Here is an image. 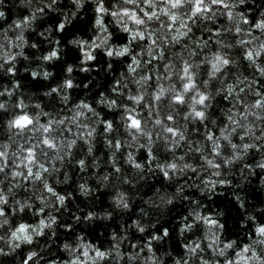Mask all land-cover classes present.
I'll return each mask as SVG.
<instances>
[{
	"label": "clouds",
	"instance_id": "obj_1",
	"mask_svg": "<svg viewBox=\"0 0 264 264\" xmlns=\"http://www.w3.org/2000/svg\"><path fill=\"white\" fill-rule=\"evenodd\" d=\"M18 2L21 10L26 8L30 22L19 31L13 27L15 22L0 30V72L10 73L5 66L7 56L23 57L25 66L18 71L50 81L51 86L43 93L26 94L13 79L11 87L0 91V97H6L0 98V133L7 136L2 147L13 164L22 161L21 142L28 144L31 138L32 143H38L40 132L34 131L38 123L17 131L9 121L21 114L31 116L34 122L41 121L45 113L56 119L59 113L46 112L45 108L68 105L71 90L81 87L73 73L75 68L91 71L82 67L89 61L85 50L92 55L91 61L103 67V57H97L111 49L112 55H106L122 71L114 77L120 81L118 93L113 92L114 84L96 96L86 92L67 111L73 115L82 101L91 102L93 110L80 109L85 115L78 120L65 117L63 127L53 126L49 136L59 151L48 150L47 157H40L41 162L47 161L49 171L39 185L35 180L30 183L26 197L17 196L21 180L5 184L9 176L0 175V192L8 198L7 214L0 216V264H24L30 254L32 264H264V232L258 231L264 227V167L260 166L264 164V122L253 115L258 112L264 116V102L259 109L254 107L258 81L264 89V0H223L224 6L214 5L213 0ZM3 4L0 0V7ZM124 8L129 9L127 15L121 12ZM144 10L155 13L151 22L143 17ZM113 11L116 17L111 15ZM132 11L145 20L143 26L133 22ZM172 16L175 20L169 19ZM4 18L5 12L0 20ZM60 24L63 30L58 28ZM167 24L173 25V32L164 27ZM182 24L188 27L181 28ZM150 26L158 37L177 34L176 29L190 33L186 42L160 41L168 54L160 65L182 60L199 65L190 89L184 90V81L175 77L155 78L151 84L141 79L150 71L155 76L157 64L149 65L141 55L147 46L140 44L138 37L122 43L124 36L119 33L140 28L147 35ZM26 30L30 36L35 32L31 37L35 42L25 38ZM18 34L22 39L17 40ZM81 41L83 47L79 46ZM26 45L31 55L24 54ZM125 47L128 56L135 55L141 61L134 75L127 73L123 56L116 54ZM52 50L56 56H51ZM217 55L220 60L213 67L211 61ZM16 64L15 59L11 67ZM110 69L111 63L104 71ZM179 70L169 71L178 76ZM164 72L160 67V73ZM69 80L70 87L66 84ZM93 80L83 84L88 92L100 86L89 89ZM161 83L168 93L179 91L184 97L179 107L166 93L167 103L157 111L156 102L151 100L152 85ZM227 93L232 95L225 104ZM131 95H142L141 104H129ZM200 95L205 96L204 103L199 102ZM112 99L115 104L109 103ZM126 108L141 121L138 128L127 126ZM169 108L179 113L172 122L166 119ZM196 111H202L204 117H197ZM227 115L239 123L229 124ZM154 119L161 123H154ZM105 120L112 122L110 130L104 127ZM166 126L178 129L174 139L165 132ZM69 128L70 137L79 139V131L93 135L85 137L86 144L65 149L61 141L67 142L64 132ZM209 132L215 133L211 139ZM245 143L251 147L243 148ZM146 150H151V156L144 158L141 153ZM81 160L82 165L78 163ZM209 160L220 166L211 167ZM44 183L54 192L45 191ZM218 188L223 191L218 193ZM57 194L66 199L58 200ZM217 200L226 201L227 206ZM2 207L5 205L0 203ZM205 217L215 223H206ZM20 225H24L22 230H18Z\"/></svg>",
	"mask_w": 264,
	"mask_h": 264
},
{
	"label": "snow or ice",
	"instance_id": "obj_2",
	"mask_svg": "<svg viewBox=\"0 0 264 264\" xmlns=\"http://www.w3.org/2000/svg\"><path fill=\"white\" fill-rule=\"evenodd\" d=\"M129 3L132 2V0H128ZM200 0H197V3H199ZM145 4L149 3V0H144ZM213 4L217 5V6H224L223 5V0H213ZM173 6L175 7V3H173ZM201 9L197 8L196 11H200ZM97 11L102 12L103 9L102 8H98ZM121 12L124 13L125 15H127L129 13V9L128 8H124L121 9ZM4 12H0V16H3ZM111 15L113 17L117 16V13L115 11H113L111 13ZM230 15V13H229ZM155 16V13L149 10H144L143 11V17L147 18V20L149 22H151L153 20V17ZM131 19L133 20L134 23L143 26L145 23L144 19L138 18L137 13L135 11H132L131 14ZM169 19L171 20H175V17H169ZM30 22L29 17L25 16L22 17L21 19H19L17 22L14 23L13 27L19 31V29H21L24 25H27ZM191 23V21H189V24ZM164 27H166L168 29V31L171 33L173 32V25L172 24H167L164 25ZM181 28H187L188 25H184L182 24L180 26ZM58 28L60 30H63L64 25L60 24L58 25ZM106 31V29H105ZM125 31L128 34L129 37V42H133L137 40V37L139 38L140 44L142 45H146L147 47L142 48L141 50V55L145 56L147 62L149 63V65L151 64H157L159 65V67H157L156 69V74H155V78L156 79H162L163 76H167L169 79H173L178 78L181 81H184L183 83V88L184 90H188L190 89L193 84H194V80H193V75L194 73L197 72V69L199 67V65H195L191 62H188L186 60H182V67H181V63H177V64H173L171 62L160 65V61H163L165 59H167V52L165 51L164 45L160 42V41H167L169 43H179L181 41L186 42L188 36L190 35V33L188 32H181L179 31V29H176V33L174 35L171 36H163V37H158L156 35L155 32H153L151 30V26L149 28V31L147 33V35L145 34L144 31H142L140 28H137L135 30V32H129L127 29H125ZM17 40L22 39V37L18 34L17 35ZM83 41L80 42L79 46L83 47ZM244 43H248V41H244ZM140 44H138L137 46L140 47ZM96 47V44H93V48ZM86 51L87 54V59L89 61H91L93 59L92 55L90 53ZM128 52V48L125 47L123 49V51L121 52H117L116 54L119 56H123L125 59H129L130 58V63H126L125 67L127 69V73L129 74H135L137 72V66L139 65V63L141 62L135 55L132 56H128L127 55ZM106 54L111 56L112 55V50L108 49L106 50ZM57 53L55 50H52L51 52V56H56ZM248 57L252 58L251 56V52H248ZM17 57L14 55H9L6 58V62H9L8 65L6 66V71L7 72H13L14 68L11 67L12 63L15 61ZM45 59H48V57H45ZM197 60H199V57H196ZM220 60V57L217 55L216 59L211 61L212 66L215 67L216 63ZM224 63L226 64L227 61L225 60ZM160 67H163L165 69V72L163 74L160 73ZM174 68H179V74L178 76L175 75V73L173 71H169L170 69H174ZM87 70V69H85ZM258 70H260L258 68ZM33 76H36V73H32ZM45 75H47V73H45ZM153 78V73L147 72L142 74L141 79L142 80H146L151 84ZM137 86H140V81H136L135 82ZM66 84L70 87L71 86V81H66ZM258 84V82H257ZM173 87H178L177 85H173ZM120 88V81L116 80L114 82V88H113V92H117ZM153 91L151 93V100L153 102H156V108L157 111H159L160 109V105L167 103V96H165V94L167 93L168 96H171V100L174 102V105L176 107H179L184 100V97L182 95H180L179 91H177L176 93L172 94V93H168V90L164 87L163 83L161 84H157V85H152ZM53 93H55L57 90L56 89H52L51 90ZM239 92H244V89H239ZM232 93H227L225 95V101L227 102V99L229 96H231ZM256 96L258 98L255 99V105L254 107L259 109L262 105V102H264V89L257 87L256 89ZM66 99V98H65ZM237 99H240L239 96H237ZM143 100V96L142 95H131L128 98V102L129 104H141ZM200 103H204L205 102V96L204 95H200ZM109 103L111 104H115L116 101L114 99L109 100ZM0 107H3L2 105H0ZM18 107L22 108V105H18ZM78 110L76 112L73 113V115L71 117H68L67 119H72V120H78L81 116L85 115L84 112L80 111V109H84L87 111H92V106L84 103L83 101L79 104L75 106ZM149 107H151V105H149ZM243 107H247V105H243ZM125 111L127 112L126 115V120H127V126L129 128H133L136 127L138 128L140 126L141 121L134 115H132V110L129 109H125ZM168 112L170 114L166 115V119L169 122H172L175 120V116L178 115L179 113H173L172 109L169 108ZM195 115L197 117L203 118L204 117V113L202 111H196ZM241 118L244 117V114L241 113ZM254 116L260 118L262 120V122H264V116H260V114L258 112H254L253 113ZM49 114L45 113V117H48ZM153 116H155V113L153 114ZM225 119L228 121L229 124L235 125L238 124L239 121L234 120L232 115H227L225 117ZM154 123H161L160 120H155L153 121ZM34 123H38V128L34 129V131H39L40 132V138H39V142L38 143H32L31 142V138L29 139V143L28 144H23L20 146V151L23 154L22 156V161L19 164H13L12 160L8 159V155L7 152L5 151L4 147H0V175H7L13 179H9V180H5L6 183H11L13 180H23V181H29L32 182L33 180H35V182L39 185L43 179L45 174L48 173L49 169L48 167H46V160L44 162H41L40 157H47L49 155V151L48 150H52L53 152H57L59 151L58 145L55 141V139L50 138L49 133L53 130V126L55 124H60V125H64L65 120L63 119H55V118H49L47 120H45L44 122H34L32 117L27 115V114H21V115H17L13 120L9 121V125L10 127H12L13 129H16L17 131H23L28 127H31ZM104 127L108 130H110L112 128V122L105 120L104 122ZM83 128H88V125L85 124L83 125ZM165 132L168 133L170 135V137H172L173 139L177 136L178 134V129L175 126H166L165 127ZM68 132H71V128L68 129ZM93 135V132L89 131L87 133H85L84 131H79L77 133V137H79V139H77L76 137H70V136H65V140L67 141L66 143L64 141H61V146L65 149H71L74 145L76 144H86L87 140L85 139L86 136H91ZM215 135L214 132H209L208 138L211 139L213 136ZM242 139H244V137H242ZM108 143H111V141H108ZM117 147L119 148V141L116 142ZM7 147V146H5ZM233 147H235V145H233ZM251 146L247 143H245L243 145V148L248 149ZM215 152V150H213ZM146 154L147 157L151 156V150H146ZM79 164H83V161H78ZM209 165L213 168H217L220 165L219 164H213V162L211 160L208 161ZM12 166V170L9 171V166ZM262 167H264V164L260 165ZM170 167H174L173 165H170ZM162 174L164 176H167L168 173L167 172H162ZM194 174V173H193ZM83 187V186H81ZM43 188L45 191L47 192H54V189L52 186H50L48 183H44L43 184ZM57 198L58 200H65L66 197L62 194H57ZM7 196L3 193L0 192V203L4 204L5 207L0 208V216H4L7 214ZM20 209L23 210V204L18 202ZM206 223H211L214 224L215 221H211L208 218H204ZM188 227H191V224L188 225ZM24 228V225H20L18 230H22ZM258 231L264 232V227H261L260 229H258ZM16 233L13 232V236H15ZM197 247H199V245H197ZM248 249H245V251H247ZM97 255H101L100 252H97ZM253 255H255V253H253ZM244 259H246V257H244ZM24 264H32V254L29 255V257L27 259L24 260ZM228 264H231V261H228Z\"/></svg>",
	"mask_w": 264,
	"mask_h": 264
},
{
	"label": "trees",
	"instance_id": "obj_3",
	"mask_svg": "<svg viewBox=\"0 0 264 264\" xmlns=\"http://www.w3.org/2000/svg\"><path fill=\"white\" fill-rule=\"evenodd\" d=\"M22 8L23 6L19 5L18 0L16 3H13L12 0H4V4L2 7H0V10L5 12V18L3 20H0V30H6L9 27V25L13 24V22H17L21 16L23 17L27 16L26 8L21 10ZM104 22H105V25L107 26V17H105ZM8 34L12 35L11 32H9ZM119 35L124 36V41H122V43L127 42V40L129 39V37L125 33H119ZM34 36H35V32H32L30 36L28 31L27 30L25 31V38L29 40V43L35 42L31 39V37H34ZM14 50L19 51V49H14ZM23 51L25 55L32 54V52L29 50L27 45L25 46ZM100 57H103V59L101 60V64L103 65V67H101L100 64H96V61H88L84 65H82V67L86 69L90 68L91 69L90 72H87V71L81 72L79 68L74 69L73 74L77 77V82L80 83L81 87L79 89L71 90L70 95L72 99L70 100L68 105H63V104L58 103L55 105V108H45V111L53 112V113L58 112L59 115L56 116V119H63L65 117H70L72 113L70 111H67V109L72 106V103H79L81 98L85 96L86 92L90 96H96L98 95L100 91H105L109 89V85H112L115 82L114 77L119 76L122 69L118 63L113 62V60L107 57L106 54L101 53L100 56L97 57V59H100ZM123 59L125 60L126 63L131 62L130 58L125 59L123 57ZM16 60H17V64L13 72H10L7 74L0 72V91H2L5 87H11L13 79H16L18 81L21 91H24L26 94H32L36 92L43 93L44 91L47 90L48 87L51 86L50 81H44L41 77L33 78L29 73L19 72L18 69L23 68L25 66V61L23 57H17ZM8 63L9 62L5 61V66H7ZM109 63L112 64V69H110L109 71H104V69L108 68ZM157 67H159V65H157ZM59 68H60V65L57 64L56 70L59 71ZM109 72H111V75H109ZM93 77L95 78V80H93V82L89 84V89H92L95 84H99L100 86L96 88L94 91L88 92L87 89L83 88V84L88 82L89 80H92ZM154 79H155V76H153L152 80ZM260 83L262 82L258 81L257 87L260 86ZM113 95H115V93H113ZM0 98H6V97H0ZM223 103L226 104L227 102L223 101ZM89 105L94 107V105L91 104V102H89ZM49 118L50 117H42L41 122H44L45 120ZM69 127H72V126H69ZM64 135L69 136L70 133L67 130H65ZM6 140H7V136L4 135L3 133H0V147H2L3 142ZM23 144L24 143L22 141L21 145ZM12 147H15V145H13ZM141 155L144 158L147 157V154L144 152H142ZM45 166L47 167V162ZM61 176H62V173H61ZM9 179H13V178L9 177ZM13 182H15V180H13ZM30 183L31 182L29 181L22 180L21 187L17 191L18 197L19 196L26 197L29 194ZM5 184L7 183L5 182ZM217 191L219 193L223 191V188H218ZM225 195H227V193H225ZM213 199L216 200L217 198L213 197ZM217 203L224 204L225 206H227L226 201L217 200ZM102 231L103 230L98 231L96 233L97 236H99L100 232Z\"/></svg>",
	"mask_w": 264,
	"mask_h": 264
}]
</instances>
